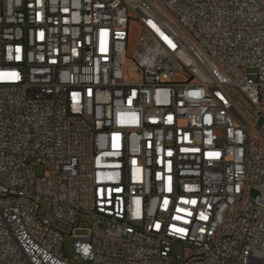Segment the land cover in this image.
<instances>
[{"label":"built area","instance_id":"2783aa9c","mask_svg":"<svg viewBox=\"0 0 264 264\" xmlns=\"http://www.w3.org/2000/svg\"><path fill=\"white\" fill-rule=\"evenodd\" d=\"M0 264H264V0H0Z\"/></svg>","mask_w":264,"mask_h":264},{"label":"rangeland","instance_id":"374dc122","mask_svg":"<svg viewBox=\"0 0 264 264\" xmlns=\"http://www.w3.org/2000/svg\"><path fill=\"white\" fill-rule=\"evenodd\" d=\"M141 29L140 27L136 24V23H131L130 27H129V39H128V49H127V57H131L138 46V41L139 38L141 36ZM131 67V60L126 59L125 60V64H124V69L126 71V75H129V68ZM49 174L51 177H55L58 175V170L54 167V166H47L45 168H41L39 167L38 169V175H43V174ZM76 236H80L83 235L82 233H76ZM74 238L71 236L67 239L65 246H64V250L65 253L67 254V256L73 258V251H72V242H73Z\"/></svg>","mask_w":264,"mask_h":264},{"label":"snow or ice","instance_id":"6c2138e0","mask_svg":"<svg viewBox=\"0 0 264 264\" xmlns=\"http://www.w3.org/2000/svg\"><path fill=\"white\" fill-rule=\"evenodd\" d=\"M14 75V74H13ZM18 78V77H17ZM177 231H182L181 229H178Z\"/></svg>","mask_w":264,"mask_h":264}]
</instances>
